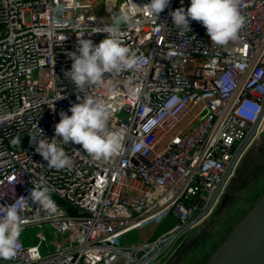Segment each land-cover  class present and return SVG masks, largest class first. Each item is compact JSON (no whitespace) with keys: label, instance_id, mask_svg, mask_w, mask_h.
<instances>
[{"label":"built area","instance_id":"obj_1","mask_svg":"<svg viewBox=\"0 0 264 264\" xmlns=\"http://www.w3.org/2000/svg\"><path fill=\"white\" fill-rule=\"evenodd\" d=\"M190 3L170 0L157 19L134 13L119 38L142 57L139 70L114 77L119 91L111 96L89 89L112 107L109 127L123 132L121 152L97 161L69 142L72 166L57 171L31 135L52 139L60 113L71 115L80 102L65 76L69 53L79 55L77 33L87 30L83 38L98 45L106 34L93 28L133 9L132 0H0V205L27 198L23 231L40 228L37 243L20 236L15 257L0 264H162L213 214L264 129V0H241L245 24L226 46L213 44L200 22L190 21V32L174 28L170 13ZM41 178L53 189V215L30 199ZM168 217L176 222L158 236L123 244ZM47 227L62 238L43 254Z\"/></svg>","mask_w":264,"mask_h":264},{"label":"clouds","instance_id":"obj_2","mask_svg":"<svg viewBox=\"0 0 264 264\" xmlns=\"http://www.w3.org/2000/svg\"><path fill=\"white\" fill-rule=\"evenodd\" d=\"M170 0H149L140 7L133 3V9L110 15L111 23H101L103 27L93 28L91 33H105V38L98 44L91 39H84L83 31L77 33L78 53H69L73 61L71 69L65 76L75 85L77 100L69 111L60 113V121L55 125V136L47 138L31 135L39 153L49 168L57 171L70 168L72 160L64 146L69 142L81 145L94 160L110 162L112 157L122 150V131H114L109 127L113 115L112 107L102 98L89 93L90 88H104L111 96L119 91V85L113 79L126 71H137L142 57L136 56L120 39L123 27H132L134 13L147 10L155 19L169 6ZM241 0H191L190 6L170 13L174 28L190 32V21L202 23L213 44L226 46L239 39L245 17L240 11ZM164 27V25H161ZM89 32V31H88ZM109 74L111 78H109ZM128 91L135 95V89L126 85ZM62 98V97H60ZM60 137L62 139H57ZM142 145H135L139 151ZM30 199L37 203L49 215L57 212L58 206L52 198L53 189L43 178L33 182ZM29 206L28 199L21 196L9 205H0V259L11 260L16 255V246L20 239L25 221L22 211Z\"/></svg>","mask_w":264,"mask_h":264},{"label":"rangeland","instance_id":"obj_3","mask_svg":"<svg viewBox=\"0 0 264 264\" xmlns=\"http://www.w3.org/2000/svg\"><path fill=\"white\" fill-rule=\"evenodd\" d=\"M115 11L112 15H118ZM264 194V145L260 142L251 143L243 153L235 173L225 185L219 203L213 214L202 224L189 230L179 240V246L173 255L162 264H198L207 263L215 250L227 239L233 229L245 218ZM176 222L168 217L161 223H151L132 232L123 241L129 245L140 243L149 236L155 237L167 230ZM40 228L31 227L21 233L27 243L39 241ZM46 242L41 245L42 253L53 250L62 236L50 227L45 231ZM181 246V247H180ZM180 247V252H177ZM175 258V260H174Z\"/></svg>","mask_w":264,"mask_h":264},{"label":"water","instance_id":"obj_4","mask_svg":"<svg viewBox=\"0 0 264 264\" xmlns=\"http://www.w3.org/2000/svg\"><path fill=\"white\" fill-rule=\"evenodd\" d=\"M256 142L264 145V129ZM198 264H264V194L215 250L211 259Z\"/></svg>","mask_w":264,"mask_h":264},{"label":"flooded vegetation","instance_id":"obj_5","mask_svg":"<svg viewBox=\"0 0 264 264\" xmlns=\"http://www.w3.org/2000/svg\"><path fill=\"white\" fill-rule=\"evenodd\" d=\"M181 247V246H180ZM180 247L178 248L177 252H180Z\"/></svg>","mask_w":264,"mask_h":264},{"label":"bare ground","instance_id":"obj_6","mask_svg":"<svg viewBox=\"0 0 264 264\" xmlns=\"http://www.w3.org/2000/svg\"><path fill=\"white\" fill-rule=\"evenodd\" d=\"M219 259H217V261H218Z\"/></svg>","mask_w":264,"mask_h":264}]
</instances>
